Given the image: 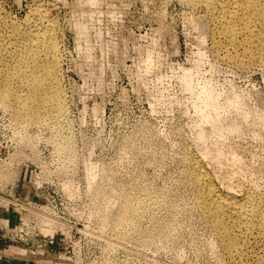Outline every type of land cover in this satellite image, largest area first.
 Segmentation results:
<instances>
[{
  "label": "rangeland",
  "instance_id": "obj_1",
  "mask_svg": "<svg viewBox=\"0 0 264 264\" xmlns=\"http://www.w3.org/2000/svg\"><path fill=\"white\" fill-rule=\"evenodd\" d=\"M198 7L0 0V93L7 74L9 95L27 98L26 61L33 41L48 36L61 101L37 120H19L0 95V155L13 156V170L0 163V204L13 219L0 218L2 264H239L197 205L190 156L204 148L197 107L207 85L216 99L205 113L240 131L221 141L205 125L221 163L202 158L203 166L223 193H264V67L257 58L238 66L229 55H245L243 47L227 53L224 39L215 50L213 24ZM21 250L27 259L14 255ZM248 255L243 264L261 254Z\"/></svg>",
  "mask_w": 264,
  "mask_h": 264
},
{
  "label": "bare ground",
  "instance_id": "obj_2",
  "mask_svg": "<svg viewBox=\"0 0 264 264\" xmlns=\"http://www.w3.org/2000/svg\"><path fill=\"white\" fill-rule=\"evenodd\" d=\"M84 1L88 5H98L100 2V0ZM185 1L193 7L197 8L202 5L205 8L207 17L213 24L211 38L213 40L212 47L215 50L222 49L221 39H224L226 43L223 46L227 53L238 45L243 47L245 55L242 53L229 55L238 66L244 67L250 64L253 58H257L264 67V0ZM86 28V25L78 24L79 32H84ZM44 40L43 46L39 47V44ZM33 42L35 43L32 47L33 54L26 61L25 66L30 67V70L26 68L23 76L26 79L23 80V83L21 82L22 87L27 89V98L22 99L13 93L10 96L7 90L11 85V80L7 74L1 77L2 82H5L2 85V93H0L1 100L12 109L14 116L19 120H37L40 117V111L52 112L61 107V101L57 96L56 68L58 62L55 44L48 36H42ZM38 49L45 52L41 56L37 55ZM35 68H40V70L36 72ZM191 80L192 70L185 69L183 72L184 83L190 85ZM45 81L49 84H44ZM198 96L203 100V106L197 107L199 117L196 135L204 148L201 157L196 154L190 156L191 168L196 174L194 186L197 205L209 222L219 246L230 260L243 264L250 258L248 253L257 250L261 255L254 256L255 260L252 258L253 264H264V193L250 191L241 199H237L229 193H223L216 189L212 177L202 163V158H208L217 164L221 163L219 147L210 148L206 145L205 125L213 128L221 141L229 138L231 134L238 133L239 126L220 123L216 116L213 117L205 113L204 107L213 105V101L216 99V94L207 85L202 86ZM51 103L53 104L51 105ZM236 162L239 165L242 163V159L239 158ZM1 173L2 169L0 168ZM228 185L230 186V184ZM32 191L35 193L34 190ZM0 218L9 221V223L13 222V219L7 216L5 205L0 207ZM249 239H252L253 242H247ZM14 255L24 260L29 257L30 253L21 250ZM0 264H2L1 261ZM57 264H66L65 259L61 258Z\"/></svg>",
  "mask_w": 264,
  "mask_h": 264
},
{
  "label": "built area",
  "instance_id": "obj_3",
  "mask_svg": "<svg viewBox=\"0 0 264 264\" xmlns=\"http://www.w3.org/2000/svg\"><path fill=\"white\" fill-rule=\"evenodd\" d=\"M11 156V154L9 155V151L2 152V154L0 155V163L5 167L6 172L13 170V156ZM6 166L8 168H6Z\"/></svg>",
  "mask_w": 264,
  "mask_h": 264
}]
</instances>
